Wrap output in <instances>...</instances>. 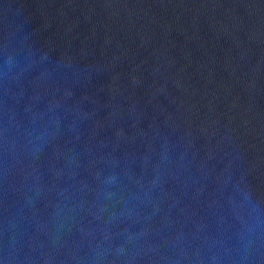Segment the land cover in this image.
Segmentation results:
<instances>
[{
	"label": "water",
	"instance_id": "95a60500",
	"mask_svg": "<svg viewBox=\"0 0 264 264\" xmlns=\"http://www.w3.org/2000/svg\"><path fill=\"white\" fill-rule=\"evenodd\" d=\"M0 264H264V0H0Z\"/></svg>",
	"mask_w": 264,
	"mask_h": 264
}]
</instances>
